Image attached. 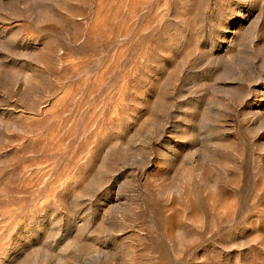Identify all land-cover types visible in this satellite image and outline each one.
<instances>
[{
  "label": "rangeland",
  "instance_id": "rangeland-1",
  "mask_svg": "<svg viewBox=\"0 0 264 264\" xmlns=\"http://www.w3.org/2000/svg\"><path fill=\"white\" fill-rule=\"evenodd\" d=\"M0 264H264V0H0Z\"/></svg>",
  "mask_w": 264,
  "mask_h": 264
}]
</instances>
